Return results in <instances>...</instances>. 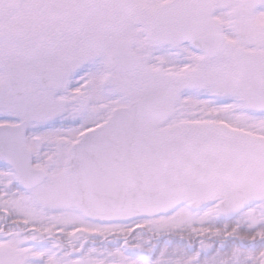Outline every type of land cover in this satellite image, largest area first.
Masks as SVG:
<instances>
[{
  "label": "snow or ice",
  "instance_id": "snow-or-ice-1",
  "mask_svg": "<svg viewBox=\"0 0 264 264\" xmlns=\"http://www.w3.org/2000/svg\"><path fill=\"white\" fill-rule=\"evenodd\" d=\"M0 264H264V0H0Z\"/></svg>",
  "mask_w": 264,
  "mask_h": 264
}]
</instances>
